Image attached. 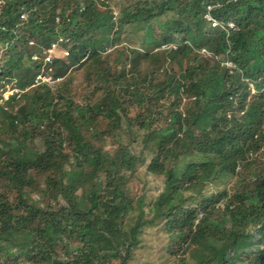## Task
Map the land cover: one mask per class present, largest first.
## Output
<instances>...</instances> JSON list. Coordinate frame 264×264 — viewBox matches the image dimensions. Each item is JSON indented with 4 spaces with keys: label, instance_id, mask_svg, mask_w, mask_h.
I'll return each instance as SVG.
<instances>
[{
    "label": "trees",
    "instance_id": "1",
    "mask_svg": "<svg viewBox=\"0 0 264 264\" xmlns=\"http://www.w3.org/2000/svg\"><path fill=\"white\" fill-rule=\"evenodd\" d=\"M111 1L0 4V60L7 49L16 55L0 70V91L19 71L25 87L49 69L54 79L66 77L54 91L47 82L30 87L14 111L1 107L9 138L1 142L0 132L8 146L0 149V264H131L143 227L160 224L170 255L192 251L195 264H264V154L247 161L264 145V0H134L118 16ZM207 13L235 30H211ZM115 28L122 45L108 51L101 39ZM59 38L68 40V56L45 63V49ZM180 61L186 67L177 70ZM73 66L84 68V78L68 88ZM259 78L263 89L250 96L245 79ZM128 136L150 149L147 162ZM35 138L41 151L25 143ZM145 162L146 174L163 184L152 204L131 201L126 187ZM77 170L75 186L90 191L88 209L79 208L67 178ZM228 180L212 197L181 198L182 190ZM33 187L34 197L24 196Z\"/></svg>",
    "mask_w": 264,
    "mask_h": 264
},
{
    "label": "rangeland",
    "instance_id": "2",
    "mask_svg": "<svg viewBox=\"0 0 264 264\" xmlns=\"http://www.w3.org/2000/svg\"><path fill=\"white\" fill-rule=\"evenodd\" d=\"M133 1L134 0H112L111 1L112 10H113L114 15L118 16L119 10L124 8V5H125V8L130 7V4H132ZM0 3H2V0H0ZM98 3L102 4V0H98ZM119 38H120L119 29L115 28L110 35L103 34V38L101 39V42L103 46L107 47L108 51H111L113 47L117 45H122V42L119 41ZM59 39L61 40L52 42L51 45L45 49L44 53L46 52L48 53L46 56L47 57L46 59H49L52 55L53 57L54 56L60 57L63 55L65 57L68 56V53H69L68 48H67L68 46H66L67 44H65L67 42L69 45L68 40L65 38H59ZM32 44L33 42H30L29 45L32 46ZM5 52H8V58H5L3 61L0 60V70L2 67H8L7 65H9L12 61L14 62L15 57H16V55L13 54L14 53L13 50L7 49ZM36 56L37 54H32L31 58L36 57ZM176 61L177 59L173 61V65H174V62ZM167 64L169 68H171L172 62L170 60H168ZM184 65H185L184 61H180V63L176 65L175 67L177 70H180L186 67ZM51 71L52 70L49 69L46 75L41 74V76H43L42 77L43 80L47 81L48 86L51 87L50 88L51 91H54L59 83L65 82L66 77L58 76L54 79L53 77L54 72L52 71V73H49ZM23 73L24 72L19 71V73L15 74V78H11L9 82L4 83L5 87L2 89L4 91L2 90L0 91V93L2 92V96H3V99H2L3 101L0 100V111H1V107H4L7 111H10V110L14 111L17 108V104L19 102L20 103L22 102L21 101L22 99L20 97L22 96V93L27 91L30 87L35 85L34 83L31 86L25 87L27 78L24 77L25 75ZM1 76L2 75H0V77ZM67 76L72 80V82H67L65 86L70 88L72 84H79V82L83 80L84 68L73 66L68 71ZM15 84L17 86H15ZM18 84L20 87L23 86L22 88L23 89L25 88V89L20 90L19 89L20 87L18 86ZM10 97H15L16 98L15 102L12 103L11 105H4V102ZM167 105H168L167 100H163L161 102L159 117L164 116ZM2 120L4 121L3 117L0 116V124L2 123L1 122ZM156 126L157 125H154V127ZM5 127L7 126L5 125ZM1 129H0V132H2V135L4 136L1 142H4V140L9 138V136L5 135V133L3 132V128ZM125 141L128 144L131 143L130 146L132 147V151L138 157L139 160L146 159V162L148 161V157L150 156V149L144 147L143 143L141 142L140 136L136 138L135 142H130L129 136L125 138ZM25 143L29 145L31 150L41 151V142L39 141L38 138H35L34 141H31V142L25 141ZM10 145H13V144L10 143ZM112 148H114V146L111 144H108L106 146V149L108 150ZM0 149L2 151H6V149H8V146H6V149H5V147L1 146V143H0ZM2 156L3 155H1L0 153V158H2ZM146 162L143 166H139L136 173L129 178V181L126 187H127V191H128L131 201L135 202L139 197H143L144 201L147 204H152L153 200L161 192L163 184L161 183L160 179L146 174V166H147ZM63 168H67V165L66 164L63 165ZM67 178L69 180L70 178H72V183L75 186L76 183H74V181L81 180L82 171L77 170L73 176L69 177V175H67ZM98 181L102 182L101 188L96 187L98 194L101 195L102 193H104L105 186H106V183L104 181V176L102 175ZM229 185H230V180L220 185L209 184L204 189L197 188V189L182 190L181 198L185 199V201H187V199H192V200L197 201L203 195L212 197V194L214 192L227 189ZM34 186L38 187L39 189L43 188V185L39 178L34 179ZM35 187H33L30 190L26 189L24 196L30 195L31 197H34ZM74 191H75L74 195L77 196L79 208L80 209L90 208L91 204H90V199L88 198L90 194L89 189L87 187L78 188L76 185L74 187ZM0 192H2L1 188H0ZM196 201L193 204H195ZM185 205L187 206V202ZM148 209L149 208L145 206L143 210L147 212ZM161 226L162 224L157 225V226L152 225L148 227H143V231L141 235L139 236V244L137 245L136 249L133 252L134 259L132 260V262L130 261L131 264H195L198 256L194 257L192 255L193 253L192 251L184 252V254L178 253L177 255L169 254V252L166 249V246L169 245V236L165 230H161ZM104 245H106V243ZM22 264H33V263L29 261H23Z\"/></svg>",
    "mask_w": 264,
    "mask_h": 264
},
{
    "label": "clouds",
    "instance_id": "3",
    "mask_svg": "<svg viewBox=\"0 0 264 264\" xmlns=\"http://www.w3.org/2000/svg\"><path fill=\"white\" fill-rule=\"evenodd\" d=\"M22 15V14H21ZM25 15V14H24ZM25 17H26V15H25ZM25 19V18H24ZM204 20H205V22H206V24L208 25V27L211 29V30H219V31H224V32H226L227 34H229V32L231 31V30H235V25H234V23L232 22V21H227V22H221V21H219L217 18H213V17H211L208 13L207 14H204V18H203ZM61 39H58L57 41H60ZM172 48H175V46H171ZM201 54H207L206 52H205V50H201V52H200ZM47 52L46 53H44V55H45V58H44V61H45V63H49L51 60V58H52V56L49 58V60H46V56H47ZM37 58L36 59H33V58H31V60L33 61V62H35L38 58H39V56L37 55L36 56ZM226 65L227 66H230V67H233V65H232V63H226ZM42 75H44V74H42ZM38 76H41V74H38V75H36V77H35V85L36 84H39V83H41V82H47V81H41V80H39V79H37L38 78ZM41 77H43V76H41ZM245 81H246V84H247V89H248V91H249V94H250V96H256L258 93H260L261 91H262V89L264 88H261V89H259L258 88V84H259V81H261V79L259 78L258 79V82L256 83L254 80H250V79H245ZM250 98V97H249ZM257 136H255V138H256ZM264 154V145L262 146V148L261 149H259L258 151H250L248 154H247V161H249V162H254V161H259L262 157H261V155H263ZM245 161H242V162H240L238 165H237V167H236V171H240L241 170V167H242V164L244 163Z\"/></svg>",
    "mask_w": 264,
    "mask_h": 264
},
{
    "label": "built area",
    "instance_id": "4",
    "mask_svg": "<svg viewBox=\"0 0 264 264\" xmlns=\"http://www.w3.org/2000/svg\"><path fill=\"white\" fill-rule=\"evenodd\" d=\"M0 4H1V3H0ZM24 17H25V15L22 14V15H21V18H24ZM33 59H36V57H33ZM46 60H49V59H46ZM37 79H39V80H41V81H46V80H43L41 76H38Z\"/></svg>",
    "mask_w": 264,
    "mask_h": 264
}]
</instances>
